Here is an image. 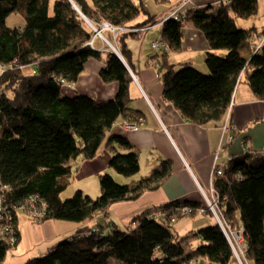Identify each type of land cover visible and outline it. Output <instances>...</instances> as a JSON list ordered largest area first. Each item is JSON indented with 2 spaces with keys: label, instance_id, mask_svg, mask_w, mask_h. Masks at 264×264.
Listing matches in <instances>:
<instances>
[{
  "label": "trees",
  "instance_id": "obj_1",
  "mask_svg": "<svg viewBox=\"0 0 264 264\" xmlns=\"http://www.w3.org/2000/svg\"><path fill=\"white\" fill-rule=\"evenodd\" d=\"M156 1L160 5L172 2ZM184 12V19L167 20L160 31L161 41L169 46V51L157 53L162 55L161 66L156 68L164 100L189 124L200 128L226 120L242 83L255 99L264 102V46L256 54L250 52V45L264 32L255 26L248 29L238 25V20H252L258 15L259 0H229L218 8ZM16 14L25 24L10 28L7 19ZM141 17L145 19L140 21ZM161 21L143 0H0V65L17 62L15 68L0 76V174L3 184L12 188V206L30 197L39 198L45 205V216L36 223L54 220L82 224L116 203L158 191L172 174V162L162 161L147 177L135 179L141 172L139 153L128 139L112 136L109 145L115 143L127 153L112 148L109 168L129 182L120 185L114 176L103 173L99 176L100 197L95 199L81 189L67 200L63 197L73 179V161L79 157L95 159L115 124L144 119L132 108V73L112 49L106 46V51H99L92 46L95 30L104 24L121 29L116 35V49L135 72L128 43L141 40L146 33L130 29L141 30ZM185 24L198 29L209 45L208 73L190 64L175 69L169 63V53L183 49ZM245 42H252L249 59L241 54ZM220 51L226 54L216 55ZM90 60L104 65L100 71L103 83L118 84L117 96L110 102L63 94L61 81L76 85ZM30 65L35 66L36 73L27 76L23 71ZM213 187L224 222L244 236L248 264H264V154L237 157L225 166ZM185 207L193 215L203 208L178 200L138 214L126 229L82 228L47 255L25 264H110L111 259L119 264H192L200 260L232 264L234 249L219 224L191 232L188 236L205 245L186 251L184 243L189 237L181 240L172 226L174 214ZM153 213L162 216L153 218ZM20 214L28 215L26 211L15 215L19 241ZM19 241L14 248L0 244V264H6L8 253Z\"/></svg>",
  "mask_w": 264,
  "mask_h": 264
},
{
  "label": "crops",
  "instance_id": "obj_2",
  "mask_svg": "<svg viewBox=\"0 0 264 264\" xmlns=\"http://www.w3.org/2000/svg\"><path fill=\"white\" fill-rule=\"evenodd\" d=\"M228 1L191 0L185 9L207 8V6L216 8L219 3ZM182 2L184 0H172L167 11L164 10L162 13L153 15L163 20L171 15ZM263 18L264 0H259L258 15L249 20V23L242 25V28L249 29L255 26L260 33L264 32ZM238 25L240 26L239 23ZM160 31L156 28L152 29L143 35L141 40L131 39L134 42L130 40L128 43V47L132 49L135 70V72L130 70L125 60L127 69L132 73L135 82L131 89L133 100L131 104L132 108L143 115L145 121L143 127L139 131L132 132L121 127V123L115 124L107 134V140L95 159L84 161L79 157L72 162L73 179L70 184H74L77 191L81 189L85 194L93 197L99 195V176L103 173L111 174L118 182L120 179L122 180V177L112 171L109 165L114 153L112 148L115 147L122 153H127V151H122L115 143L109 145L112 136L128 139L139 153L141 172L135 179L147 177L149 175L147 171L151 172L162 161L172 162V174L158 191L148 192L135 201L126 200L116 203L106 213H98L93 217V220L82 224L54 220L36 223L28 215H25L28 218L29 227L34 233V238L29 245L27 244V235L21 228L19 215L17 221L20 241L16 247L19 254L17 253L14 259L17 258L22 264H25L29 259L47 255L50 249L60 244V241L71 238L82 228L93 229L105 226L106 230H110L111 226H118L126 229L138 214L159 208L172 201L184 200L197 203L203 208L208 207L209 201L218 195L213 187L218 178L215 177L216 169L225 168L229 164V158L233 161L241 155L247 153L259 155L263 151L264 102L255 99L245 83L237 87L233 99L231 124L228 122L227 116L222 123H212L201 128L194 126L189 124L171 103L164 100L159 80V69L156 68L160 65L162 55H158L152 47L154 42L161 40ZM106 33H104V38H106ZM109 35L110 38H106V40L116 49V39L110 31ZM182 35L183 49L180 53H169V63L175 69L190 64L194 68L208 73L206 59L209 45L204 35L190 24H185ZM137 41L141 43H136ZM250 43L245 42L241 47V54L246 59L251 56L249 53ZM94 47L99 51H106V45L102 38L96 37ZM215 53L218 56L226 54L221 51ZM102 68L104 65L100 61L90 60L86 65L85 73L79 78L75 87L65 86L63 94L70 97L90 96L103 102L115 99L118 84L103 83L100 78ZM226 127L229 129L228 131L225 130ZM229 138H232L231 143H229ZM212 190L215 191V195L212 194ZM218 212L220 213V209ZM176 216L179 218L184 214L177 212ZM212 221L211 215H198L190 220L189 224L194 225L192 232H195L207 226L216 225ZM176 229L179 230L177 227ZM176 229L174 232L178 235ZM22 238H25V245L22 244ZM199 263L200 261H196L194 264Z\"/></svg>",
  "mask_w": 264,
  "mask_h": 264
},
{
  "label": "built area",
  "instance_id": "obj_3",
  "mask_svg": "<svg viewBox=\"0 0 264 264\" xmlns=\"http://www.w3.org/2000/svg\"><path fill=\"white\" fill-rule=\"evenodd\" d=\"M190 2L191 0H184V2H182L180 5H178L177 8L174 9L171 15H169L167 18H163V20L160 23L152 24V26L150 27L141 28V30L130 29V31H133V32L136 31L138 33L145 34L155 28L161 30L163 26V22L167 20L175 19L177 21H180L181 19L185 18L186 12H184V9ZM227 3L228 2H225L224 4H227ZM220 5L221 3H219V5L216 8H218ZM103 27H105L106 29L111 28L110 30H112V32L115 33V36H114L115 39H116V35L118 31H121V29L117 30L116 28H114L113 26H110L109 24H104ZM95 31H96V36H95V39H96L97 36H102V33L105 31V29L103 28L101 30L96 29ZM95 39L91 43L92 46L94 45ZM106 43L110 45V48L114 49L111 43L107 41ZM263 46H264V35L260 36L256 41H254L253 44L250 45V52L253 54H256L257 52L262 50ZM152 47L157 51V53H164V52L169 51V46H167L161 40L154 42ZM15 66H17V62H14L12 63V65H9V66L0 65V76L3 75L5 72H7L9 68H15ZM61 85H63V87L65 86H68L70 88L75 87V84H68L65 80L61 81ZM233 107H234V103L232 104L229 110L230 114L232 113ZM229 116H228V119H229ZM144 122L145 121L142 118L135 121L134 123L125 121L121 123V127H123L127 131H132V132L139 131L143 127ZM225 130L228 131L229 129L226 127ZM231 141H232V138H229V143H231ZM250 154H253V153H250ZM260 154H264V149L262 152H260ZM230 162H232L231 158H229V163ZM224 171H225V168H222V167L217 168L215 172V177H219L223 175ZM11 192H12V188L3 184L2 177L0 174V244L7 245L8 247L14 248L17 245V242L19 241V234L17 233V227H16L17 225L15 222L16 213L18 211L25 213L26 211V213L30 216V218L33 221H37V220H42L44 218L46 209H44L45 205L41 204L40 199L37 197H30L28 198V200L25 201V203L19 206H15V205L12 206L9 203L10 201L9 197H10ZM212 194L215 195V191H213ZM219 203L220 201H219L218 195H216V197L213 198L212 201H209L208 207L201 208L197 210L196 213L205 215L206 209H209V208H211L212 210L215 209L218 212ZM179 213L193 215L192 210L188 207L183 208L181 211H179ZM161 216H162L161 213L151 214V217L153 218H160ZM174 217H173L174 219L173 221H175L176 219ZM216 218H217V223L220 225L224 234L227 236L228 240L230 241L231 246H233L236 256L240 258L238 256V250L236 246H234L231 236L229 235V232H228L230 230L229 226L225 224V222L223 221L224 218L220 213H219V216L218 215L216 216ZM235 235L240 236L239 234H235Z\"/></svg>",
  "mask_w": 264,
  "mask_h": 264
},
{
  "label": "rangeland",
  "instance_id": "obj_4",
  "mask_svg": "<svg viewBox=\"0 0 264 264\" xmlns=\"http://www.w3.org/2000/svg\"><path fill=\"white\" fill-rule=\"evenodd\" d=\"M143 1L146 2L147 6H148V9H149V12L152 13V14H154V13L155 14H159V13H162V11H164V10L167 11L169 9V7H170L169 5L172 3V2H170V3H167V4L160 5V3L157 2L156 0H143ZM159 16H161V15H159ZM141 19H145V17H141ZM238 21H239V24H240V28H242V25H245L246 23H249V20H238ZM24 24H25V20L18 14L11 15L7 19V25L10 28H17L19 26H23ZM103 29H105V31L102 33V36H97V37L98 38H102L103 40L105 39L104 40L105 45L110 48V45L106 43V41H107L106 38H110L109 31L111 33H113V32H112V30H110L111 28H109V29L107 28L106 29L105 27H103ZM104 33H106L105 34L106 38L103 37ZM113 35L115 36V33H113ZM131 41L134 42L133 40H131ZM136 43H141V42L137 41ZM23 72L27 76L35 75L36 68H35V66L30 65V67H26ZM147 173L149 174L150 172L147 171ZM131 180L132 179H130V181ZM119 182H120L119 183L120 185H124V184H121V182L122 183L129 182V179L126 178V177L125 178L122 177V180L120 179ZM76 191L77 190L75 189V185L74 184H70L69 185V189L66 192L63 193L64 199L67 200V199L71 198ZM94 196H93V198L96 199V198L101 196V193L99 192V195H97V196L94 195ZM176 214H174L175 215L174 218H176V219H175L174 222H172V226H173V229H176V227L179 229V230L176 229V231L179 233L178 237L182 240V239H184V237H187L188 235H190V232L193 231V226L194 225L189 224L190 220L194 219L195 217H197L198 215H201V214L195 213L193 216L189 215V214H184L183 217H179V218H177ZM25 215L20 214L19 221H20L21 228H23L24 232L27 235V244L29 245V244H31V241L34 238V233L31 231V229L29 227L30 224L28 222V218ZM205 215H207V216L211 215V217L213 218V221H212L213 224H218L216 216L217 215L219 216V213L217 212V210H215V209L212 210L211 208L206 209V214ZM94 230L96 231L98 229L94 228ZM228 232H229V235L231 236V239L233 241L234 246H236V248L238 250V256L240 257V258H238L236 256V254H235V260L232 262V264H248L247 257H245L246 256V252L245 251H246V247L247 246L245 245V239H244L243 234L241 233L240 230L238 232V231H234V230L232 231L230 229ZM234 233L240 235V238H241L240 242L237 240V236ZM188 237L189 238L184 243V248L186 249L187 252H190L192 250H195V248H199L200 246L205 245V243L202 240H200V239L197 240L195 238H192V236H188ZM24 243H25V238H22V244L25 245ZM17 253H18V249H16V248L13 249V250L11 249L10 252L8 253V255H7L8 257L6 259V264H22V262H19L17 258L14 259L17 256ZM109 262H110V264H119V262L114 260V259H111ZM199 264H207V263L205 261H201L200 260Z\"/></svg>",
  "mask_w": 264,
  "mask_h": 264
},
{
  "label": "water",
  "instance_id": "obj_5",
  "mask_svg": "<svg viewBox=\"0 0 264 264\" xmlns=\"http://www.w3.org/2000/svg\"><path fill=\"white\" fill-rule=\"evenodd\" d=\"M75 8H76V6H75ZM110 49H112V48H110ZM112 51H113V53L118 57V58H120V60H122L123 61V63L125 64V66H126V63H125V60H123V57H122V55H121V53L117 50V49H112ZM127 67V66H126Z\"/></svg>",
  "mask_w": 264,
  "mask_h": 264
},
{
  "label": "bare ground",
  "instance_id": "obj_6",
  "mask_svg": "<svg viewBox=\"0 0 264 264\" xmlns=\"http://www.w3.org/2000/svg\"><path fill=\"white\" fill-rule=\"evenodd\" d=\"M240 239H241L240 236H237V240H238L239 242H240Z\"/></svg>",
  "mask_w": 264,
  "mask_h": 264
}]
</instances>
